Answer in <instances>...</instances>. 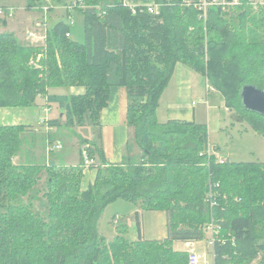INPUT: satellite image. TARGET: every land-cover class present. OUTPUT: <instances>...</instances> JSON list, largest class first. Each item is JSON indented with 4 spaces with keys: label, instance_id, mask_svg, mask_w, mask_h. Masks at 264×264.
<instances>
[{
    "label": "trees",
    "instance_id": "trees-1",
    "mask_svg": "<svg viewBox=\"0 0 264 264\" xmlns=\"http://www.w3.org/2000/svg\"><path fill=\"white\" fill-rule=\"evenodd\" d=\"M74 1L84 17L83 42L70 38L63 20L47 29L41 46L0 32V107L45 98L63 109L64 126L98 125L111 87L123 86L139 159L128 142L121 162L109 163L81 139L98 161L94 181L82 190L81 153L70 166L15 162L29 127L0 125V264H186L187 252L173 243L205 239L210 222L218 226L215 264L250 263L264 252V161L219 162L207 154L206 124L159 122L156 109L180 62L205 75L234 119L264 137V116L244 109L239 97L245 84L264 90V0L258 14L251 0H238L209 6L205 19L198 0H154V13L146 5H132L133 12L124 0ZM42 3L26 0V8ZM71 87L81 91L67 92ZM118 198L165 211L167 236L129 240L121 225L107 241L98 221Z\"/></svg>",
    "mask_w": 264,
    "mask_h": 264
},
{
    "label": "crops",
    "instance_id": "crops-1",
    "mask_svg": "<svg viewBox=\"0 0 264 264\" xmlns=\"http://www.w3.org/2000/svg\"><path fill=\"white\" fill-rule=\"evenodd\" d=\"M124 2L131 6L132 5H149V4H153L154 0L144 1V2L143 1L133 2V1L124 0ZM25 3L26 1L22 0L21 4L18 5L17 7H14L13 5L0 4V8L1 7H4L5 9L9 7L13 8V15L11 17H7L6 19H2V20L0 18V25L4 23V26H5L3 27L4 29H0V32H3V31L13 32V33H16L15 35H17V33H19V31L17 32V29L23 30V31L25 29L24 26L21 27L19 23L25 22L26 20L30 21L33 27L35 26V24L39 25V22H38L39 17L37 16L38 15L37 12L27 9L25 7L26 5ZM8 11L9 10L7 9L6 12L8 13ZM19 20L20 22L18 23L17 21ZM18 25H19V28H17ZM43 35H45V33ZM39 36H42V35H39ZM40 39L41 38H39L38 40ZM201 77H203L207 82L205 75L193 70L191 67L183 63H180V62H178L175 65L173 73L159 98L158 107L156 109V117L159 122H165L168 119H184V120H189V121H195L196 123L207 124V125L209 124L210 126L211 119H212V113H211L210 107L207 108V114H206L207 122H201L202 119H200L201 118L200 112L196 110L195 103L191 99L192 95L199 93V86H200V83L202 82L200 80ZM211 89H212V92L217 91L213 88ZM53 91L58 92V93H63L66 90L54 89ZM78 91H81V89H77L74 87H71L67 90V92H78ZM205 102L207 103V99L205 100ZM54 105L56 107H54ZM224 108L227 109L225 106ZM126 110H127V95H126L125 87L123 86L111 87L108 104L100 112L99 124L98 125H86V126H89L91 134L89 136H81V139H87L91 145L94 144L96 147L100 148L104 152V156L109 163L121 162L126 152L125 150L126 146L128 142H130L129 139H130V134H131V127L127 125ZM227 110L230 112L231 122L229 121V123L236 122L242 125L241 128L243 131H240V132L243 133V132L252 131L253 133H257L256 131L251 129L245 122L236 121L233 117V112L229 109ZM41 111L44 112L43 115L41 114ZM47 112L48 114H46ZM63 113H64L63 109L60 108L57 103H47L45 98H39L37 101V104L34 106L0 107V125H19V124L26 125L29 127L28 131L30 134L38 135V129H37L38 126H35V124H33V118H36L35 123H37L38 125L44 126L46 130V136L44 138V154H43V150L41 153L45 156V160L43 159L44 161L41 164H44V165L55 164L58 166H70V165H75L79 162L80 153H81V149L83 145L84 144L89 145V143H81L80 141L78 142V139L74 137L70 143L72 146L71 148H75L71 156L70 154L66 155L65 153H64L65 154L64 156H57V157L51 156V152L56 150V148L49 149V147L59 144L61 147L58 149L59 150L63 149V143L61 139L53 134V132L56 131V128L64 126L62 124ZM56 118L61 120V124L59 126L50 125L49 121L52 119H56ZM217 124L219 128H222L224 126V122L218 121ZM75 127L76 126L74 127L72 126L68 128L75 131L73 133L77 135L79 134V132L77 131V128ZM212 147L215 148V146H211L209 144V152L213 150ZM30 151H31L30 155L32 159L35 158L37 153L39 156V152L37 151V149H30ZM262 153L264 154V148H263ZM16 158L20 159V156H16L14 160H16ZM218 158H221V157H218ZM221 159L231 160L228 154H226V156L222 157ZM94 161L98 162L97 156H94ZM231 161H239V160H231ZM256 161H264V157L263 159H257ZM95 176H96V168L91 167V166L84 167L83 175H82L81 182H80V188L82 190L86 189L88 185L94 181ZM141 211L142 209L139 207V205H138V209L136 208L134 211V216L136 212L138 213L140 231L137 228L135 217L133 216L135 233L134 234L130 233L131 237H127L129 233H126V235L124 236L129 240H136L139 236H141L143 239H163L165 238L167 236L166 212L163 210H150L154 212V216L156 217V220H157V237L147 238L144 236L145 229L142 226V220H141L142 212ZM120 226L121 225L116 226L115 235L118 234ZM113 237L105 238V239L109 241ZM173 247L177 250H181V249H185L186 245H185V242L183 241H175L173 244Z\"/></svg>",
    "mask_w": 264,
    "mask_h": 264
},
{
    "label": "rangeland",
    "instance_id": "rangeland-1",
    "mask_svg": "<svg viewBox=\"0 0 264 264\" xmlns=\"http://www.w3.org/2000/svg\"><path fill=\"white\" fill-rule=\"evenodd\" d=\"M22 0H0V4L2 5H13L17 7L21 4ZM26 1V0H24ZM73 0H49L48 5L50 4V8L47 12H44L41 7L45 3V0H42V4L38 6H34L29 10L37 12V16L39 17V25L33 27L30 21L26 20L25 22L19 23L22 27L24 26V31L17 29L16 33H13L15 37L20 42H25L27 44H33L37 46H41L44 42L43 35L49 27H51L56 21L63 20L69 22L70 19L73 20V23L70 24L69 33L70 38L74 41L83 42L84 41V17L82 11L79 10L77 7L70 6ZM110 1V0H105ZM127 1H150V0H127ZM218 5L212 6H224L227 7L229 5H224V0H216ZM252 1V9L255 13H259L258 5L263 3L261 0H251ZM238 2V0H237ZM26 4V3H25ZM86 6V5H84ZM26 7V5H25ZM52 7V8H51ZM4 10L0 12V18L6 19L7 17H11L13 15V8H7L9 11L6 12L7 9L4 7L0 8ZM28 9V8H27ZM39 10V11H38ZM11 14V15H10ZM36 17V16H35ZM19 25L17 28H19ZM32 26V27H31ZM0 29H4V23L0 25ZM29 32H32L33 35L30 37ZM42 35V36H39ZM19 37V38H18ZM41 38L40 40H38ZM42 40V41H41ZM36 43V44H35ZM200 80L202 81L199 86V93L192 95L191 99L194 101L196 110L200 112V119L201 122H207L206 114L207 108L210 107L212 113V119L210 126L207 125L208 131V144L211 146H215L211 152L216 154L218 157H224L226 154L229 155L231 160H239V161H256L257 159H263L264 154L262 153L264 148V137L260 134L253 133L252 131L249 132H240L242 130V125L236 122L229 123L230 120V112L224 108V100L220 92L213 91L211 87H209L206 80L201 77ZM210 95V96H209ZM207 99V103L205 100ZM208 106V107H207ZM54 107H56L54 105ZM54 111V109H53ZM52 111V112H53ZM51 112V114H52ZM43 115L44 112L41 111ZM48 114V112L46 113ZM50 114V115H51ZM36 118H33V124L38 126V135L30 134L29 131L25 132L21 135V149L20 153L17 156H20V159L16 158L15 162H25L29 161L31 163L41 164L45 160L44 154V138L46 136L45 127L42 125H38L35 123ZM218 121L224 122V126L222 128L218 127ZM226 125V126H225ZM74 127V126H73ZM77 131L79 134H74L72 129L68 127H58L56 131L53 132L54 135L59 137L63 143V149L57 151L54 150L51 152V156H64L65 154H73L75 148H71V141L74 137L78 139V142L81 141V136H89L91 134L89 126H76ZM130 144L132 145V153L134 155L135 160H138V155L140 154V148L136 145L134 138H133V128H131L130 134ZM52 149L51 147H49ZM30 149H37L39 152L36 154L35 158H31ZM43 150V154L42 153ZM210 152V153H211ZM65 153V154H64ZM22 157V159H21ZM44 159V160H43ZM96 162V161H95ZM41 182L44 181L45 173L42 175ZM26 201V198H23ZM41 201L36 203V208ZM138 203V202H137ZM131 200L118 198L109 204L103 209L100 219L98 221V232L103 235L105 238H111L116 233V226L118 225H126V233H129L127 237H131L130 233H135V226H134V211L137 208L138 204ZM141 220L142 226L145 229V237H157V220L154 216V212L150 210H142ZM206 236L208 235L205 233ZM210 235V233H209ZM198 246L206 247V240L200 242ZM245 264H264V252L260 251L257 257L252 260L250 263Z\"/></svg>",
    "mask_w": 264,
    "mask_h": 264
},
{
    "label": "built area",
    "instance_id": "built-area-1",
    "mask_svg": "<svg viewBox=\"0 0 264 264\" xmlns=\"http://www.w3.org/2000/svg\"><path fill=\"white\" fill-rule=\"evenodd\" d=\"M48 1L49 0H45V3L41 7V9L44 12H47V10L50 8V6L48 5ZM235 2H237V0H233V2H227L224 0L223 3L224 5H230L231 3H235ZM75 5H76V2L73 0L70 6L74 7ZM212 5H218V2L216 0H198V2L195 3V7L200 11L199 18L205 19L207 15L208 7ZM131 7H132V11L135 12V8H134L135 6H131ZM146 8L149 12H152V13L158 12L157 5L149 4V5H146ZM222 8H224V6H222ZM3 11L4 10L0 9V12H3ZM72 23H73V20L70 19L69 24H72ZM32 35L33 33L29 32V36L31 37ZM66 35L69 36V33H66ZM39 57L40 55L37 56V59ZM30 63L35 64L36 62L35 60H30ZM60 147L61 146L59 144H56L55 146H52L51 148L58 149ZM88 147H89L88 144H84L81 149L84 167H89L94 163V159L88 155V151H87ZM207 154L208 155L210 154L209 149L207 150ZM217 160L219 162L224 161L223 159L218 158V157H217ZM215 204H216L215 201H211L210 203L211 206H214ZM217 228H218L217 225L213 224V222H210L209 224L205 226V233L208 234L205 239L196 240V241H183L185 242L186 248L181 249V250H184L187 252V263L186 264H215V253H214L213 245L215 242V237H216L215 234L217 233ZM204 240H206V247L198 246V244L200 242H203Z\"/></svg>",
    "mask_w": 264,
    "mask_h": 264
},
{
    "label": "water",
    "instance_id": "water-1",
    "mask_svg": "<svg viewBox=\"0 0 264 264\" xmlns=\"http://www.w3.org/2000/svg\"><path fill=\"white\" fill-rule=\"evenodd\" d=\"M239 97L244 109L264 116V90L253 84H245Z\"/></svg>",
    "mask_w": 264,
    "mask_h": 264
}]
</instances>
